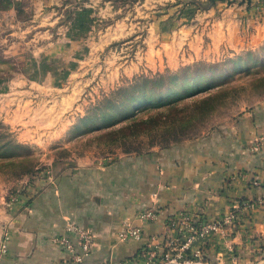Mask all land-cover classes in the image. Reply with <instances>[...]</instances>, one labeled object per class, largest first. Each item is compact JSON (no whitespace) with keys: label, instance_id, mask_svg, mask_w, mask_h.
Here are the masks:
<instances>
[{"label":"crops","instance_id":"crops-1","mask_svg":"<svg viewBox=\"0 0 264 264\" xmlns=\"http://www.w3.org/2000/svg\"><path fill=\"white\" fill-rule=\"evenodd\" d=\"M49 1L54 2L40 0L45 11ZM78 1L73 20L91 19L108 4ZM193 8L154 20L151 56L137 71L177 69L219 59L226 49H253L264 42V0L212 5L190 16ZM176 19L182 20L177 26ZM262 131L264 97L195 138L104 161L48 166L47 176L38 175L12 194L1 216L0 264H76L56 241L60 235L75 239L67 230L69 221L94 235L89 264L128 258L142 241H123L119 232L125 224L140 225V211L153 202L161 215L145 225L148 234L161 232L169 215L217 220L235 211L234 225L204 238L209 263L264 264V149H251Z\"/></svg>","mask_w":264,"mask_h":264},{"label":"rangeland","instance_id":"rangeland-1","mask_svg":"<svg viewBox=\"0 0 264 264\" xmlns=\"http://www.w3.org/2000/svg\"><path fill=\"white\" fill-rule=\"evenodd\" d=\"M104 1L108 4L91 19L73 20L68 11L78 0L49 1L48 11L42 9L40 0H0V129H7L25 146L15 158L30 155L38 161L32 172L21 177L0 170V219L12 194L22 191L40 171L47 176L50 165L74 164L80 159L98 162L126 153L121 148L111 151L106 145L110 137L87 133L89 126L79 124V118L104 94L134 77L175 70L137 71V67H143L151 56L152 23L177 14L180 5H172L176 0ZM201 1L221 7L243 0ZM248 50L261 54L264 42L253 49H226L210 62ZM241 73L232 85L245 87L240 96L222 104L200 127V133L190 138L226 124L264 97Z\"/></svg>","mask_w":264,"mask_h":264},{"label":"trees","instance_id":"trees-1","mask_svg":"<svg viewBox=\"0 0 264 264\" xmlns=\"http://www.w3.org/2000/svg\"><path fill=\"white\" fill-rule=\"evenodd\" d=\"M172 5H180L177 16L193 5L192 16L197 9H207L213 3L176 0ZM68 12L72 18L74 10ZM237 73L248 79L255 92L263 94L264 52L248 50L227 60H199L175 70L138 75L104 94L79 118V124L89 126L87 133L101 132L110 137L106 145L111 151L121 148L130 153L146 151V146L166 147L199 134L200 127L222 104L240 96L245 87L232 86ZM24 148L7 129H0V170L13 177L32 172L38 161L30 155L14 157Z\"/></svg>","mask_w":264,"mask_h":264},{"label":"built area","instance_id":"built-area-1","mask_svg":"<svg viewBox=\"0 0 264 264\" xmlns=\"http://www.w3.org/2000/svg\"><path fill=\"white\" fill-rule=\"evenodd\" d=\"M253 151L264 149V131L257 135L252 144ZM42 174L43 170L40 171ZM161 208L156 203L143 207L140 211V225L125 224L119 232L123 241H142L132 255L121 260L111 257L100 264H210L205 255L204 238L223 226L234 225L236 212L231 211L221 219L208 220L190 215H169L164 229L159 233L148 234L145 225L159 220ZM67 230L75 234L56 237L57 243L66 249L76 264H89L95 239L86 227L69 221Z\"/></svg>","mask_w":264,"mask_h":264},{"label":"water","instance_id":"water-1","mask_svg":"<svg viewBox=\"0 0 264 264\" xmlns=\"http://www.w3.org/2000/svg\"><path fill=\"white\" fill-rule=\"evenodd\" d=\"M232 1V0H230ZM243 1H247L249 4L252 2V0H243Z\"/></svg>","mask_w":264,"mask_h":264}]
</instances>
